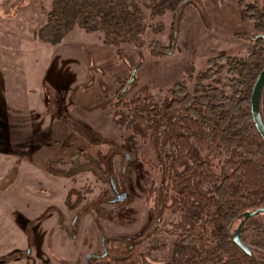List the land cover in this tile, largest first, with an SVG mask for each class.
I'll use <instances>...</instances> for the list:
<instances>
[{
	"label": "rangeland",
	"instance_id": "rangeland-1",
	"mask_svg": "<svg viewBox=\"0 0 264 264\" xmlns=\"http://www.w3.org/2000/svg\"><path fill=\"white\" fill-rule=\"evenodd\" d=\"M255 1L239 6L236 0H199V5L152 20L146 12L144 46L123 44L117 49L104 44L100 34L79 29L58 45H42L30 35L44 25L51 0H0V28L11 25L12 31L24 34L22 45H13L18 54L6 70L11 77L8 102L21 107L23 119L20 127L14 118L7 119L6 135H0V264H84L91 254L103 255L102 237L138 238L150 220L153 196L148 202L146 197L150 186L153 192L158 189V181L151 184L158 172L142 165V158H153L150 146L132 137L122 120L126 112L120 113L117 103L143 93L162 103L178 83L192 90L211 59L245 57L256 37L243 11ZM152 43L172 48L155 56L148 47ZM78 152L89 160H81V173L74 168L56 173L63 170L56 159ZM50 161L55 162L52 170ZM87 169L112 179L116 193L108 180V199L71 211L66 205L70 191L71 203L85 196L81 188L86 183L94 186L90 195L98 191L93 174L83 173ZM113 192L125 200L111 203ZM88 212L79 218L75 214ZM192 222L179 213L166 214L155 244L141 246L148 261L184 263L187 258L176 250L175 238ZM240 223L250 229L244 244L263 252L250 242H264V216L234 221L232 237Z\"/></svg>",
	"mask_w": 264,
	"mask_h": 264
},
{
	"label": "trees",
	"instance_id": "trees-1",
	"mask_svg": "<svg viewBox=\"0 0 264 264\" xmlns=\"http://www.w3.org/2000/svg\"><path fill=\"white\" fill-rule=\"evenodd\" d=\"M236 1L239 6L245 3V0ZM198 2L51 0L45 23L33 37L42 45L55 46L67 33L79 29L100 34L104 44L117 49L123 44L142 47L148 29L146 12L152 20L166 12L177 14L187 6L199 5ZM243 12L256 37L245 57L219 55L211 59L207 70L197 75L192 90L186 83H178L170 88L168 99L162 103L156 102L150 93L117 103L118 111L126 112L122 120L132 137L150 146L153 158H142L141 163L149 171L158 172L151 184L158 181L159 185L155 192L152 186L148 189L146 202L153 196L150 220L138 238L108 241L102 237L105 256L93 257L88 264H155L148 261L141 246L155 244L159 224L168 213H179L193 221L176 233L175 248L187 258L182 264H264L262 238L250 243L263 252L249 248L251 255H246L235 245L230 231L234 221H243L246 214L264 208V142L250 113L251 91L264 68V0H256ZM175 34L176 30L172 39ZM148 47L155 56L166 54L172 48L159 43ZM216 74H220L218 79ZM259 109L264 123V88ZM82 159L85 160L81 152L56 159L63 169L56 173L63 174L69 168L81 173ZM54 163L50 161L49 169L52 170ZM87 172L97 180L98 191L90 195L94 186L86 183L81 190L90 197L86 199L82 195L72 203L70 191L66 205L71 211L78 212L98 200L108 199L112 191L109 179L96 171H83ZM249 232L243 224L240 230L243 243L248 240Z\"/></svg>",
	"mask_w": 264,
	"mask_h": 264
},
{
	"label": "crops",
	"instance_id": "crops-1",
	"mask_svg": "<svg viewBox=\"0 0 264 264\" xmlns=\"http://www.w3.org/2000/svg\"><path fill=\"white\" fill-rule=\"evenodd\" d=\"M9 26L11 27V25ZM9 26L8 28H2L3 26L1 25L0 28V135L2 136L6 135V131L3 126L7 125V119L11 120L14 118L16 120L15 124H17L18 127L21 126V120L23 119L21 107H13L8 102L7 93L8 88L10 87L8 84L11 77L7 75L6 70L8 69L9 63L12 61L13 54L14 56L18 54L17 51L16 53H13V45L21 46L22 42L20 40H23L24 34H19L17 31H12ZM30 36L31 38L33 37V35ZM18 59L19 58H16L15 61L18 62ZM19 130L21 131V129Z\"/></svg>",
	"mask_w": 264,
	"mask_h": 264
},
{
	"label": "water",
	"instance_id": "water-1",
	"mask_svg": "<svg viewBox=\"0 0 264 264\" xmlns=\"http://www.w3.org/2000/svg\"><path fill=\"white\" fill-rule=\"evenodd\" d=\"M263 88H264V68L261 70V72L257 76L255 83L253 85L252 91H251V95H250V113H251L252 122H253V125L257 133L259 134L260 138L264 142V123L261 119L260 109H259L260 97H261ZM111 187L113 191H115L116 193V190L112 182H111ZM124 199H125V195L116 194V197L111 201V203L113 204L119 203V202H122ZM259 214H264V208H259L249 214H246L245 219L253 218ZM242 226L243 225L241 223L235 235L232 237V240L235 243V245L239 247L246 255H251V250L249 249L247 245H245L241 241L240 236H239ZM103 256H105V252L103 253ZM90 257L92 256L87 257L86 260H89Z\"/></svg>",
	"mask_w": 264,
	"mask_h": 264
},
{
	"label": "flooded vegetation",
	"instance_id": "flooded-vegetation-1",
	"mask_svg": "<svg viewBox=\"0 0 264 264\" xmlns=\"http://www.w3.org/2000/svg\"><path fill=\"white\" fill-rule=\"evenodd\" d=\"M128 158H129V155H128V154H125V155H124V159H125V161H127ZM126 163H127V162H126ZM109 181H110V183H111V182L113 183L112 179H110ZM122 190H125V189L122 188ZM113 197H115L114 192H113ZM113 199H114V198H113ZM124 200H125V199H124ZM111 201H112V200H111ZM111 201H110V202H111ZM119 203H120V202H119ZM89 213H90V212H88V213H86V214H82V215H81V214H78V215H76V216H77V218H79V217H81V216L89 215ZM102 246H103V243H102ZM89 256H92V257H90L89 260H86V259H87V258H86L85 261H84V264H88L89 261H90V259L93 258V257H99V256H97V255H93V254H91V255H89ZM89 256H88V257H89Z\"/></svg>",
	"mask_w": 264,
	"mask_h": 264
}]
</instances>
